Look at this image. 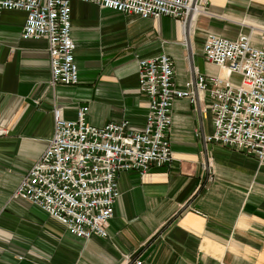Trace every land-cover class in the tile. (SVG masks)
I'll return each mask as SVG.
<instances>
[{
  "label": "crops",
  "instance_id": "1",
  "mask_svg": "<svg viewBox=\"0 0 264 264\" xmlns=\"http://www.w3.org/2000/svg\"><path fill=\"white\" fill-rule=\"evenodd\" d=\"M25 17L18 9L0 15V264H264V160L206 140L214 122L205 94L174 100L170 164L119 173L107 237L73 235L14 195L54 135V109L75 119L87 105L91 125L128 120L139 129L149 110L139 59L170 55L177 86L197 73L225 76L204 57L206 36L245 34L262 46L264 0L200 1L186 21L72 0L76 84L51 83L48 40L24 39Z\"/></svg>",
  "mask_w": 264,
  "mask_h": 264
},
{
  "label": "built area",
  "instance_id": "2",
  "mask_svg": "<svg viewBox=\"0 0 264 264\" xmlns=\"http://www.w3.org/2000/svg\"><path fill=\"white\" fill-rule=\"evenodd\" d=\"M140 18L171 16L186 21L206 0H83ZM72 0H0L5 9L26 12L22 37L46 38L49 44L51 83L76 84L79 71L72 38ZM264 39V35H263ZM206 60L226 69V75L197 73L183 86L174 82L172 57L160 53L139 59V89L148 98L144 124L132 129L128 120L104 126L87 120L82 105L75 119L54 109L55 131L48 147L29 169L14 192L44 208L78 237H107L108 222L119 197L118 175L173 160L169 132L175 99L197 102L208 97L214 130L206 137L236 147L264 160V43L255 46L242 34L231 39L210 33L203 44ZM232 74L240 75L233 83ZM5 130L0 128V135ZM132 264H142L136 260Z\"/></svg>",
  "mask_w": 264,
  "mask_h": 264
},
{
  "label": "water",
  "instance_id": "3",
  "mask_svg": "<svg viewBox=\"0 0 264 264\" xmlns=\"http://www.w3.org/2000/svg\"><path fill=\"white\" fill-rule=\"evenodd\" d=\"M191 14H192V13H190V15H189L190 17H191ZM188 18H189V17H188Z\"/></svg>",
  "mask_w": 264,
  "mask_h": 264
}]
</instances>
